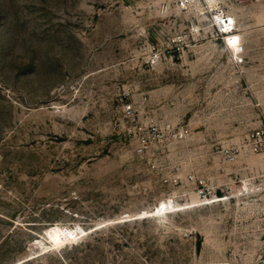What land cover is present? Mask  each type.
<instances>
[{
  "label": "rangeland",
  "instance_id": "374dc122",
  "mask_svg": "<svg viewBox=\"0 0 264 264\" xmlns=\"http://www.w3.org/2000/svg\"><path fill=\"white\" fill-rule=\"evenodd\" d=\"M219 1L235 17L228 47L203 0H0V264H252L264 253V154L230 173L210 155L264 124V0ZM150 117L189 124L194 166H146L135 129ZM187 170L224 198L192 203L202 187L164 181ZM162 198L176 209L147 215ZM55 222L88 232L27 257Z\"/></svg>",
  "mask_w": 264,
  "mask_h": 264
},
{
  "label": "built area",
  "instance_id": "2783aa9c",
  "mask_svg": "<svg viewBox=\"0 0 264 264\" xmlns=\"http://www.w3.org/2000/svg\"><path fill=\"white\" fill-rule=\"evenodd\" d=\"M227 19V17H226ZM232 31V30H231ZM220 34L223 36L225 44L229 45L227 35L219 29ZM227 34V32H226ZM242 46V43H241ZM232 55V54H231ZM238 55V56H236ZM236 63H242L244 56L242 51L233 55ZM124 115L135 119L140 113L139 109L133 102H124L122 104ZM145 125L136 127L137 143L134 152L145 161L146 166L155 171H161L165 166H194L192 158L183 157V153L188 150L192 144L193 133L189 124L175 125L167 122L163 126H159L154 118H148ZM245 154H264V124L248 130L242 141L237 143H230L221 146H215L210 155L216 158L217 166H223L226 173H230V166H233ZM175 155L176 159L171 157V164L167 162V157ZM182 178L180 172L173 173L171 177L164 178V181L170 180L173 184H180L183 182L187 189L194 184L195 189H198L199 196H212L218 194V189L223 192V186L212 188L205 192L204 187L206 181L194 171L187 170ZM183 179V180H182ZM193 192V191H192ZM223 195L225 194H218ZM233 197H230L231 199ZM212 204V203H210ZM208 205V204H201ZM200 206V205H196ZM252 264H264V253L259 255Z\"/></svg>",
  "mask_w": 264,
  "mask_h": 264
},
{
  "label": "bare ground",
  "instance_id": "6f19581e",
  "mask_svg": "<svg viewBox=\"0 0 264 264\" xmlns=\"http://www.w3.org/2000/svg\"><path fill=\"white\" fill-rule=\"evenodd\" d=\"M203 1L207 4L208 10L212 11L213 20L220 27V30L225 32V34L226 32H230L233 29V21L235 17L233 18V16H231L232 14H227L223 11V9H221L219 5V0ZM196 7L200 10L204 9V6H202L201 3L196 4ZM203 13H206V11L203 10ZM196 195L191 196L192 203L198 202V204H210L213 202L220 201L224 198L222 196H219L218 194L204 197L199 196L198 193ZM174 209L176 208H174V204L171 198H162L154 205L151 210H147L145 211V213L147 215H162ZM87 232L88 231L79 224L70 226L55 222L47 228L44 234V238H38L32 242V249L26 256L32 257L33 255L40 253V251L43 252L49 248H57L65 242L76 240L80 235Z\"/></svg>",
  "mask_w": 264,
  "mask_h": 264
}]
</instances>
